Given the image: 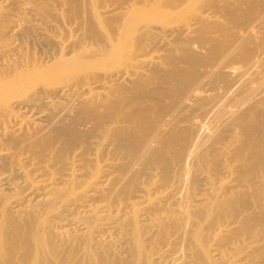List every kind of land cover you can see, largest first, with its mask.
<instances>
[{"label":"bare ground","instance_id":"1","mask_svg":"<svg viewBox=\"0 0 264 264\" xmlns=\"http://www.w3.org/2000/svg\"><path fill=\"white\" fill-rule=\"evenodd\" d=\"M0 264H264V0H0Z\"/></svg>","mask_w":264,"mask_h":264},{"label":"rangeland","instance_id":"2","mask_svg":"<svg viewBox=\"0 0 264 264\" xmlns=\"http://www.w3.org/2000/svg\"><path fill=\"white\" fill-rule=\"evenodd\" d=\"M29 41H31V40H29ZM33 42H34V41H33ZM33 42L31 41V42H29V43H33ZM29 43H28V44H29ZM28 44H27V45H28ZM28 46H29V49L35 50L36 52H37V51L40 52V51H39L40 48H39V46H37V43L34 42V45L29 44ZM30 46H31V47H30ZM36 46H37V47H36ZM152 53H153V52H151V55H152ZM153 54L155 55V54H157V53L154 52ZM151 55H149V56H151Z\"/></svg>","mask_w":264,"mask_h":264}]
</instances>
